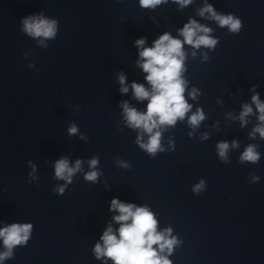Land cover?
Instances as JSON below:
<instances>
[{
    "label": "clouds",
    "instance_id": "obj_1",
    "mask_svg": "<svg viewBox=\"0 0 264 264\" xmlns=\"http://www.w3.org/2000/svg\"><path fill=\"white\" fill-rule=\"evenodd\" d=\"M167 0H139L142 8H152L166 3ZM181 8L192 3V0H174ZM215 20L221 27H227L231 33H239L242 29L240 18L232 14L218 13L213 5L205 3V6L198 10V15ZM21 31L36 39L38 43L47 47L46 40H55L59 30V23L56 19L45 17L43 12L39 14H30L20 20ZM179 36L183 39L175 38L170 33L165 32L153 42L151 47H145L146 39L139 38L134 41V45L139 52V59L136 64L142 69L145 80L149 87L144 84L133 82L130 87L133 98L137 101H145V111H139L131 106L128 101H123L120 107L123 110V117L128 127L138 130L136 143L140 148L147 152L150 157H155L158 152H164L165 148L161 144V129L175 126L178 120L183 121L191 111L192 105L185 98L187 81L183 78L182 73L185 71L184 61L186 53L184 45L187 44L193 49H199L202 46L208 49L215 48L217 39L209 35L212 29L199 24L196 20L189 19L183 28L178 30ZM196 55L195 51L192 53ZM207 59V56L204 57ZM31 67V65H29ZM127 78L123 73L118 75L120 92L127 94L129 85ZM195 99L196 89L188 94ZM252 104L256 106L259 113L256 127L249 133L251 138H255L258 133L264 139V102L259 99V94L252 96ZM253 114V108L249 104H244L238 119L243 127L248 123L247 117ZM205 119L202 109H197L188 116V124L195 130ZM69 135H75L78 128L72 124L68 129ZM147 135V141L144 136ZM191 136L192 133L190 132ZM83 138V137H81ZM207 139V134L202 136ZM170 148L172 141H169ZM238 143L233 141L229 145L226 141H221L216 145L219 158L225 162L228 160L230 148L238 147ZM241 163L250 162L257 164L260 160V153L256 145H248L239 157ZM82 161L76 160L74 165H70L66 157H62L54 164L55 179L63 180L66 183L58 185L53 189L58 195H63L67 184L72 182V177L82 170ZM98 158L88 161L89 168L84 179L95 183L98 180L100 172L97 169ZM122 167H129L127 163L117 161ZM33 172L35 171V166ZM32 179H35L33 173H29ZM260 177L253 174L251 180L253 183L259 181ZM205 181L201 180L192 188L193 193L199 194L205 189ZM110 211L118 213L112 217L113 221L119 225L113 229L112 225L103 232L100 241L95 244L93 252L97 259L107 258L113 264H172L168 256L172 254L175 246L180 241L172 236V229L166 228L158 231V221L155 214L147 206H137L132 203H125L117 198H113L110 203ZM33 225L31 223H12L0 228V241H2L4 251L0 252V262L13 258V249L16 246L27 245ZM167 251L168 255H163Z\"/></svg>",
    "mask_w": 264,
    "mask_h": 264
}]
</instances>
